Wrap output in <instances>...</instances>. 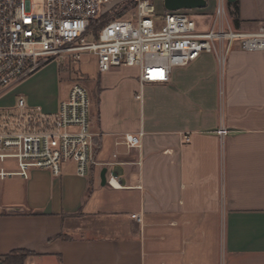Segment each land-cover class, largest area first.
<instances>
[{
    "label": "crops",
    "instance_id": "obj_1",
    "mask_svg": "<svg viewBox=\"0 0 264 264\" xmlns=\"http://www.w3.org/2000/svg\"><path fill=\"white\" fill-rule=\"evenodd\" d=\"M152 2L165 12L162 0ZM218 2L188 11L210 22L200 32L212 27ZM224 2V29L264 28V0H237V26ZM220 52L174 68L166 83L140 88L135 67L132 89L106 96L96 83L89 124L97 165L85 178L68 163L57 177L32 169L27 179L0 180V260L25 251L24 264H264V52L234 43L222 70ZM47 67L11 89L14 105L22 97L56 112L71 86L58 90L59 69L48 76ZM139 132L140 147L127 148L123 136ZM0 168L14 173L16 163Z\"/></svg>",
    "mask_w": 264,
    "mask_h": 264
},
{
    "label": "built area",
    "instance_id": "obj_2",
    "mask_svg": "<svg viewBox=\"0 0 264 264\" xmlns=\"http://www.w3.org/2000/svg\"><path fill=\"white\" fill-rule=\"evenodd\" d=\"M104 15L102 22L92 24ZM224 17V0H219L206 32L198 30L188 11L158 15L152 0H0V97L44 66L75 61L84 53L96 58L99 73L120 66L137 68L141 88L168 82L174 68L217 49L222 70L234 43L245 52H264L263 27L250 34L224 29ZM136 99L141 101L140 93ZM90 106L87 90L73 84L52 114L28 107L22 97L14 112L0 108V163H16L14 173L0 168V180L13 175L27 179L32 169L57 177L68 163L74 164L77 177L85 178L90 166L97 165ZM141 135L125 134L123 143L139 148ZM114 179L107 181L113 188ZM130 217L141 226L139 215Z\"/></svg>",
    "mask_w": 264,
    "mask_h": 264
},
{
    "label": "rangeland",
    "instance_id": "obj_3",
    "mask_svg": "<svg viewBox=\"0 0 264 264\" xmlns=\"http://www.w3.org/2000/svg\"><path fill=\"white\" fill-rule=\"evenodd\" d=\"M194 13V12H193ZM189 14L193 15L189 12ZM124 17H127L126 15ZM106 18V16H105ZM193 20L196 22L200 29H207L210 26V22L207 19H199L193 16ZM202 27V28H201ZM203 29V30H204ZM205 29V30H206ZM47 66V65H46ZM45 67V66H44ZM59 69V85L57 84V89L63 88V86H72L73 84H78L85 88L88 93V98L91 103L90 114L91 117L94 116V111L96 108V93L94 91V86L96 83H100L103 88L106 89V96L110 95V92L124 91L132 89L133 86L128 82V79L131 77L134 68H127L126 66H120L112 68L107 73L98 74L95 64V58L93 55L84 53L78 60L69 61L65 60L63 64H60L58 61L48 64V67L44 71L46 75H50L51 72H55ZM13 87L6 90V92L0 97L2 100L0 104L4 110L15 111V93L11 92ZM10 90V91H9ZM132 91V90H131ZM14 102V103H13ZM14 105V106H13ZM26 105L31 108H37V106H30L27 102ZM106 106H109L110 103L108 100L105 101ZM12 106V107H11ZM40 107V106H38ZM41 108V107H40ZM134 111L135 118L138 120V116L143 114V110L140 111L138 103L132 106ZM134 120V119H132ZM135 120V122H136Z\"/></svg>",
    "mask_w": 264,
    "mask_h": 264
},
{
    "label": "water",
    "instance_id": "obj_4",
    "mask_svg": "<svg viewBox=\"0 0 264 264\" xmlns=\"http://www.w3.org/2000/svg\"><path fill=\"white\" fill-rule=\"evenodd\" d=\"M235 0H226V3H233ZM114 5V3L106 6V8H110ZM162 6L164 11L166 12H175V11H193L198 9H203L207 6V0H162ZM105 172L104 169L100 179L101 185H105Z\"/></svg>",
    "mask_w": 264,
    "mask_h": 264
},
{
    "label": "trees",
    "instance_id": "obj_5",
    "mask_svg": "<svg viewBox=\"0 0 264 264\" xmlns=\"http://www.w3.org/2000/svg\"><path fill=\"white\" fill-rule=\"evenodd\" d=\"M227 9H228V14L232 18V22L234 26L238 25V2L235 0L233 3H227L226 4ZM105 16L99 17L97 20L93 21V25H96L100 22H102L105 19ZM107 17V16H106ZM30 256L29 252L25 251H15L3 259L0 260L2 264H24L25 258Z\"/></svg>",
    "mask_w": 264,
    "mask_h": 264
},
{
    "label": "bare ground",
    "instance_id": "obj_6",
    "mask_svg": "<svg viewBox=\"0 0 264 264\" xmlns=\"http://www.w3.org/2000/svg\"><path fill=\"white\" fill-rule=\"evenodd\" d=\"M115 184V182H112V185L114 186V188L116 187V186H118L117 184L116 185H114ZM119 187V186H118Z\"/></svg>",
    "mask_w": 264,
    "mask_h": 264
}]
</instances>
